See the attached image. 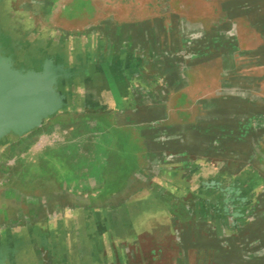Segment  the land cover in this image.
Returning a JSON list of instances; mask_svg holds the SVG:
<instances>
[{"label": "water", "instance_id": "95a60500", "mask_svg": "<svg viewBox=\"0 0 264 264\" xmlns=\"http://www.w3.org/2000/svg\"><path fill=\"white\" fill-rule=\"evenodd\" d=\"M60 1L0 0V155L62 115L127 113L144 133L158 140L161 152L166 151L161 160H172L167 155L172 147L169 138L186 126L162 123L166 111L157 107L167 99L170 71L185 69L202 55L212 70L208 78L220 76L219 69H223L226 83L231 78L227 76L238 70L232 24L241 14L250 24H264L260 15L249 20L245 13L259 10L240 0L222 10L214 7L211 17L187 26H183L186 17L171 12L170 0H146L141 18L135 17L139 4L134 0H98L122 14H109L82 30L68 31L52 19ZM136 19L158 20L160 25L169 22L171 27L160 26L154 36L149 29L129 27ZM260 34L264 38V32ZM239 65L243 67V61ZM232 95L224 89L221 99L225 103ZM238 121L196 126L206 130L209 151L221 149V159L217 158L221 180L192 176V181H178L166 176L168 164L155 160L146 187L125 201L93 208L62 205L43 210L32 222L0 227V264H157L168 252L182 253V245L192 234L201 240L207 235L217 247L220 241L221 253L225 248L236 252V243L243 242L244 236L252 248L255 235L249 236L250 225L264 199V176L255 169L254 181H248L241 174L252 163L247 158L248 144L255 147L253 151L264 135L263 111L255 109L252 117ZM182 184L187 186L181 188ZM177 190L186 201L193 200L189 215L180 212L183 205L175 210L180 205ZM201 205L210 207L206 216L198 215ZM61 211L74 215L61 218L57 214ZM201 223L203 231L185 232ZM173 239L182 247L173 246ZM201 255L197 264H207L211 257L205 252Z\"/></svg>", "mask_w": 264, "mask_h": 264}, {"label": "rangeland", "instance_id": "374dc122", "mask_svg": "<svg viewBox=\"0 0 264 264\" xmlns=\"http://www.w3.org/2000/svg\"><path fill=\"white\" fill-rule=\"evenodd\" d=\"M234 1L236 0H205V2L203 0H170L169 4L174 9L176 15L187 17L190 21L197 23L199 19H208L211 17L215 8L216 10H222L226 6H231L228 4L236 3ZM241 1L244 2V4L245 2L249 3L251 8H255L256 11L259 10V13L258 11L255 13H245L248 15L249 20L253 18L252 16L257 18L258 15L264 20V0H240L239 2ZM211 2L218 3L212 5ZM119 12L120 11L117 9L105 6L98 0H91L90 2L85 0H62L54 9L52 19L55 25L64 30H82L85 26L92 24L94 20H103L109 14L117 16L120 15ZM242 16L241 14L234 24H232L235 30L232 32V35H235L237 38L236 47L240 55L242 54L245 56V53L250 54L249 61L246 60L247 54L246 57L241 56L244 65L257 66L264 63V61H262L264 58V38H262L260 34L262 31L264 32V24L256 21L254 22L255 24H250L247 20L241 19ZM219 70L220 76L218 77L225 80L226 76L223 75L225 73L224 70ZM263 74L264 69L262 68L250 71V75L254 76V78L261 77ZM243 86L245 87V85ZM249 88L254 91L257 90V92L255 91L256 93H249L250 98L254 100L255 103L262 105V95L264 94L261 90L262 85L260 83L255 85L251 84ZM171 115L175 121L184 120L182 111H171ZM119 124L117 119L109 116L66 114L55 118L46 127L6 148L0 155V227L13 222L16 224L32 222L43 210L56 207V205L52 203L55 199L57 205L60 206L61 202H63L62 205H67L64 202L73 197L69 194L70 192H68L67 189L63 188L61 182H55L41 166L37 164L28 166L24 162L26 155L32 152V150H36L41 142L52 140L54 137L57 138L58 133L64 130H66V141L62 140V149L65 150L68 149L69 146H76L75 149H79V153L85 155L94 150V155L96 156L95 171H102V169H104V172L101 173L102 175L95 174V182H89L91 188H89L87 192H82L80 194L75 193L72 199L78 202L88 203V205L91 206L103 207L106 194L103 193L102 185L108 180L110 172L116 167L114 163L115 153L113 152L116 150L114 133H117L118 130L116 128H118L117 126ZM85 132H88L87 139L85 138V140H81L78 143L77 141L79 138L77 134L83 137ZM108 135H110V140L108 139ZM99 136L106 138L105 144L107 148L103 156L101 146L96 144L95 147L92 146L93 139ZM262 137H264V135ZM257 148L259 149L257 146L255 152ZM62 169L63 168L59 170L62 171ZM63 172L64 171H62V173ZM62 173L61 175H63ZM64 175L66 176L65 173ZM74 175L75 176L72 177V175L69 174L68 177L63 180V183L70 186L81 185L84 178L81 176L79 177L76 173ZM181 206L182 204L178 206V209L181 208ZM259 206V212L252 214L253 221L250 225L252 226V230H250L252 232L249 235L252 236L253 234L256 236L251 238V241H254L256 244L252 243L253 249H251L250 246L248 249L250 248L249 256H252L250 259L251 261L253 259L259 264H264V199H260ZM175 210H177V207H175ZM24 219L27 220L24 221ZM197 229L203 230L206 228L205 225L201 223L196 229H193L194 231H191V228L188 227L185 229V232L191 234L197 232ZM245 231L246 230L242 231L238 238H241L242 233L244 234ZM157 232L160 233L161 228H158ZM173 232L175 236L179 235L178 230H173ZM207 232L208 231H204V234H207ZM209 233L213 232L209 231ZM206 236L207 235L201 240L198 234H192L190 239L185 241L186 244L184 243L182 245V253L178 251H173L172 253L168 252L160 259H157L158 261L156 260L157 264H197L198 261L202 260L203 255L201 254H203V252L207 253L208 257H211L207 264H221L222 259L217 258L220 255L227 259L236 257V252L230 249L223 248L224 250H222L221 253L222 244H220V241L216 244L220 247L219 248L214 245V242L207 239ZM247 238V236H244L243 242L241 239L239 243H236V248H238V246L244 247L246 244L245 241L249 239ZM182 241L181 239L180 242L182 243ZM159 242L161 243V241ZM177 242L178 239L177 241L173 239L171 244L175 247L180 246L181 244H177ZM203 242L207 245H203ZM200 244H202L203 247H201ZM146 253L148 254V251H146ZM140 261H142V258H140ZM233 264H237L236 261H234Z\"/></svg>", "mask_w": 264, "mask_h": 264}, {"label": "crops", "instance_id": "0c3cea01", "mask_svg": "<svg viewBox=\"0 0 264 264\" xmlns=\"http://www.w3.org/2000/svg\"><path fill=\"white\" fill-rule=\"evenodd\" d=\"M85 1L90 2L91 0ZM134 1L139 4V11L138 13L136 11L135 17L141 18L146 0ZM170 10L175 14L172 6H170ZM151 11V7H149V12ZM119 13L121 15L122 11ZM186 20L187 22L185 21L183 26L195 24V22L190 21L187 17ZM95 22L97 21H92V23ZM129 25V27L132 26L136 30H141L143 28L149 29L154 36H157L160 26L163 28L171 27L169 26V22H167V24L163 22L160 25L158 20L152 19L146 21L136 19V21L129 22ZM201 28L203 27L201 26ZM236 53L234 60L237 61L236 66L239 71L237 70L236 75L231 74L230 76H227L228 78H231L226 80V83L225 81L223 82L221 77L216 76L212 79L208 78V75L211 74L212 70L207 69V64L205 63L206 59H204L202 55L196 56V58L198 57L197 59H192L193 61L191 60L185 69L177 68L176 70L174 69L170 71V79L168 80V85L165 89L168 93L167 99H164L161 106L158 105L157 107H162V109H165L166 111L165 115L167 116L164 117L162 123L166 124L171 122L175 125L186 126L182 133L173 135L169 138L172 147L168 148L169 153L167 155L170 154L172 160H166V157L164 158L165 160H161L166 151L163 150V152H161L162 149L158 140L153 139L149 134L144 133L140 125H137V123L131 119L129 114L118 113L104 115L115 118L118 120V124L120 123L117 126L118 128H116L118 130L117 133H114L116 150L113 152L115 153L114 163L116 167L110 172L108 180L102 185L103 193L106 194L103 203L104 206H111L125 201L135 192L145 188L148 183L149 169L155 160H158L160 163L165 162V164H168L167 167H169V170L165 171L166 176H170L178 181H192V176L195 179L197 177L198 179H205L209 176L221 179L222 167L219 168L220 164H218L219 161L217 160V158L222 156L221 149L215 148L213 151H209L207 147L208 141L205 134H203L201 129L196 126H200V128L207 124H215L219 126L224 122L237 124L239 118L249 119L255 114V109L260 108L264 115V94L262 95V105L255 103V101L249 96L250 92H257V90H255V92L253 89L249 88L251 84L255 85L260 83L262 85L261 90L264 92V74L257 78L250 75V71H255L259 68L264 69V63L257 66L248 65V68L245 65L242 67V64H239L240 61H243L241 57L243 55H240L238 52ZM246 54L247 53H245V56L243 57H246ZM246 60H250V54H247ZM262 61H264V58ZM214 65L215 64H211V67ZM243 85H245V87ZM224 89H227L234 94L232 95L231 100L226 101L225 103L223 99H221ZM171 111H182L184 120H173ZM224 119L227 121H224ZM108 137L110 140V135H108ZM214 139L217 141V136H215ZM105 141L106 138L103 136L93 139L92 146L95 147L96 144L102 147V156L105 154L107 148ZM252 141L254 144V139H252ZM257 142L259 149L257 148L256 152L255 149L252 151L251 147L255 148L254 146L248 144L247 147L248 162H252L251 164L253 165L249 163L246 171H243L241 175H244L246 178L243 176L242 178L248 179V181H254L255 169L256 172L261 173L264 176V137L258 139ZM36 151L37 149L32 150L34 156H37ZM87 154L92 158L94 163H91L90 168L86 170L85 178L81 185L70 186L58 181L57 179H54L41 164H39V166H41V168L44 169L49 177L55 180V182H61L63 188L67 189V191L70 192L69 194L73 196L72 198H74L75 193H84L91 188L89 182H95L96 173L102 175L101 173L104 172V169H102V171H95L96 160L94 150ZM249 158H252V161H249ZM185 186L187 185H180L181 188H185ZM188 187H190V185H188ZM51 197L53 198L54 196ZM72 198L64 202L70 209L96 207L94 205H88V203L85 202H78ZM55 200L52 203L56 205V207H59ZM62 204L63 202H61L60 206H62ZM57 214H60L61 218L68 217L67 219H71L74 215L70 211H61Z\"/></svg>", "mask_w": 264, "mask_h": 264}, {"label": "bare ground", "instance_id": "6f19581e", "mask_svg": "<svg viewBox=\"0 0 264 264\" xmlns=\"http://www.w3.org/2000/svg\"><path fill=\"white\" fill-rule=\"evenodd\" d=\"M65 131L66 130L62 131L61 133L59 132L57 135L58 136L57 138L54 137L52 140L41 142L37 147V151H36L37 156H34L32 152H29L24 159L25 164L28 166L35 165V164L37 165L41 164L46 169V171L50 173L51 176H53L54 179H57L58 181H61V182H63V180L66 179L69 174L72 175L73 177L75 176L74 174L76 173L79 175V177L81 176L82 178H85L84 176H85L86 170L90 168L91 163H94V161H92V158L88 154L85 155V154L79 153V149H75L76 146L75 147L67 146L69 150L68 149L64 150L61 148L62 140L66 141ZM87 133L88 132H85L83 134V137H81L80 134H77L79 138L77 142L79 143L81 140H85V138L87 139ZM202 133L205 134V136H207L205 129L202 130ZM61 168L64 169V170L62 169V171H64L63 173L61 170H59ZM61 173L63 175H61ZM64 173L66 174V176L64 175ZM178 192L179 190L176 191V195H177L176 198L178 199L176 200V202L183 205V209L180 212L184 216L187 214L189 215L190 207L192 205L193 200L186 201V198H182L181 194L179 195ZM198 199L199 200H197L196 198V201H200L201 203L204 202V200H201V198H198ZM203 204H205V202ZM206 209L209 210L210 207L201 205L200 213L198 215L206 216L207 214H209L208 212H206ZM216 210L219 211L220 209L216 207ZM217 211L215 212L216 216H218ZM185 226H184V229H185ZM199 230L203 231L202 229H197V231ZM248 247L249 245L247 244H245L244 247L238 246V248L235 249L237 252L235 253L236 254L235 258L232 257L230 259L229 258L227 259L226 257L219 256L222 259L221 264H231V263L233 264L234 261H236L237 264H257L256 260H253V259L252 261L250 260L252 257V256H249L251 247L249 249Z\"/></svg>", "mask_w": 264, "mask_h": 264}]
</instances>
